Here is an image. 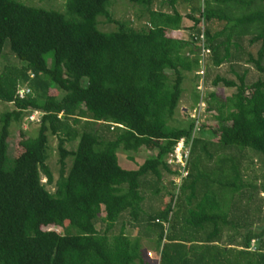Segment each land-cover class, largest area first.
I'll use <instances>...</instances> for the list:
<instances>
[{
  "label": "trees",
  "instance_id": "obj_1",
  "mask_svg": "<svg viewBox=\"0 0 264 264\" xmlns=\"http://www.w3.org/2000/svg\"><path fill=\"white\" fill-rule=\"evenodd\" d=\"M125 1L137 7L136 27L112 19L109 0H67L64 13L0 0V56L7 41L20 63L0 71V103L11 106L0 119V264H134L127 227L162 241L158 264H264V228L220 242L223 228L248 226L239 223L233 201L256 188L242 180L239 156H224L211 172L187 162V175L176 187V172L165 163L175 142L189 141V155L198 149L206 162L210 142L195 138L201 123L191 137L188 118L185 127L163 130L183 91V70L193 72L197 102L203 47V87L209 66L228 68L227 76L214 75L210 87L229 95L219 99L210 91L202 97L217 122L215 149L250 150L264 172V0H194L183 39L166 33L183 30L176 7L191 0ZM97 17L115 30L99 32ZM244 39L249 50L242 48ZM248 67L259 74L249 84ZM23 84L30 93L18 99ZM90 100L115 110L127 128L93 122L84 107ZM31 112H39L37 122H28L37 124V135L20 133L22 151L12 157L10 123ZM48 136L57 139L55 179L46 166ZM74 140L75 150H65L64 143ZM142 148L152 153L135 170L118 165V150ZM164 175L176 193L161 185ZM163 191L166 204L142 209L145 196L152 200L150 193ZM127 198L133 210L124 208Z\"/></svg>",
  "mask_w": 264,
  "mask_h": 264
},
{
  "label": "rangeland",
  "instance_id": "obj_2",
  "mask_svg": "<svg viewBox=\"0 0 264 264\" xmlns=\"http://www.w3.org/2000/svg\"><path fill=\"white\" fill-rule=\"evenodd\" d=\"M18 3H21L25 6L32 7V8H40L44 10H51L58 13H64L65 12V4L67 0H14ZM191 5H195V2ZM188 4H179L178 5V11L181 13L180 15L184 18L182 21V31L178 32H167L166 35L170 38L175 39H183L186 37L187 34V28L190 27L191 22L186 19L187 15L189 14ZM165 10V8H164ZM167 10V9H166ZM106 11L108 12L109 16L118 21H124L129 20L131 22V25L133 27H136L135 22V13L137 11V7L133 4L128 3L125 0H109V2L106 5ZM96 28L99 32L103 33H109L115 30V27L111 24H106L103 21L102 17L96 18ZM247 40H242V48L244 50H249L247 46ZM208 61V59H206ZM47 62L48 64L51 62V55L47 56ZM209 64V63H208ZM20 65L17 58L14 56V54L10 51L8 42L6 41L1 50V56H0V71L4 66H15L18 67ZM264 66V63H263ZM227 65L223 64L219 66L218 68H211L210 66L207 69V77L206 81L207 83L204 85V87H201L200 93L202 97L205 99L206 95L210 91H214L216 96L221 99L225 97L226 95H229V90H225L223 88L219 89H212L210 87V81L214 77V75H226L227 71ZM248 73L246 75V83L249 84L256 80V78L259 76L257 72H255V69L252 67H248ZM183 74L186 76L188 74V71L183 70ZM227 76V75H226ZM181 89L183 90V93H181L175 103V106L173 108V114L172 116L165 121V126L163 128L164 131H172L177 130L179 128L185 127L187 124V118L189 119V115H195L194 109H196V103H194V96L192 93H195L193 86L191 87L190 84H188L187 80H184L181 84ZM53 94L55 95L56 92L53 91ZM58 95V94H57ZM198 100V99H197ZM92 101L84 106L85 109L92 114V121L100 124H107L111 127H119L126 129L127 126L120 122L114 111L112 109H105V108H99L96 105L91 103ZM195 107V108H194ZM194 108V109H193ZM205 108H200L199 111V117L198 121L203 125L202 128H200V131L198 134L195 135V138L201 137L205 139L206 141L210 142V145L207 146V152L211 154V159L206 162V154L200 150H192L191 155H189L188 164H199L200 169H205L206 172H211L208 169L212 168L216 161L219 159L224 158V156L227 155H235L239 156L238 162L241 172L242 180L247 182L248 184L253 185L256 189L254 190H247L245 191L244 195L239 198L240 200L233 201L235 203V212L238 215L239 223L244 224L246 223L248 226L246 228L239 226L237 229H227L223 228L221 231V237L220 242L221 244H225L226 237H233L235 240H239L240 235H243L246 233L247 230H250L252 233H258L260 229L264 228V192L260 190L261 186H264V172L262 169V164L259 159V157L253 153L250 150H243L242 152H237L236 150H222L218 151L215 149V136L213 134V131L215 127L217 126V122L212 118V112H207L204 110ZM11 110L10 105L1 104L0 103V119L1 115L4 112H9ZM1 126V124H0ZM38 126L34 123H25L24 119L22 118L19 122H11L10 126L8 128V137L6 139V143L8 146V154L12 157H17L22 149L19 146L20 133H24L25 137L28 138H35L37 135ZM77 145V140H74L72 142L64 143L63 147L67 151H73L75 150ZM150 148H142L137 153L132 152H124L122 150H118L116 152L118 164L121 168L126 170H133L136 169L137 166L142 164V162L151 155ZM58 154H57V139L56 137L48 136L47 138V160H46V166L48 167L49 171L52 174L53 179L57 177V171H58ZM6 161L7 164L9 163V158L6 155ZM66 169L70 166L71 160L70 158H66ZM206 174V173H205ZM204 174V178L207 181L209 178V175ZM221 176L222 173L220 171L218 172ZM164 180L161 182V185L166 186V192H173L176 193V187H172L169 184L170 177H167L164 175ZM44 182V179H41V183ZM47 189L50 191L51 188L47 187ZM150 197H152V200H148V202L145 203L147 207L151 206L152 208H159L163 204H166L168 201V197L166 196L165 191L160 192L158 194H151ZM237 199V198H235ZM178 205V204H177ZM145 211H147L145 209ZM240 225V224H239ZM99 226L96 225V228ZM58 231V230H56ZM236 231V232H235ZM129 233V232H128ZM145 243V242H144ZM252 243V244H251ZM147 247L152 251L153 248V242L148 241L146 243ZM251 247L256 245V241L250 242ZM147 256V254H146ZM156 254H152V262L151 264H154Z\"/></svg>",
  "mask_w": 264,
  "mask_h": 264
},
{
  "label": "built area",
  "instance_id": "obj_3",
  "mask_svg": "<svg viewBox=\"0 0 264 264\" xmlns=\"http://www.w3.org/2000/svg\"><path fill=\"white\" fill-rule=\"evenodd\" d=\"M207 54H208V50L201 47L200 54H199L200 69L198 72H196V75H198L199 80L195 88L198 94V100L196 102V109H194L195 107L193 108L195 110L193 111V113L195 112V115H191V116L189 115V119L192 120L193 122V129H192L191 137L193 136L194 132L198 131V125H199L198 117H199L200 108H205V105L202 101V95L200 93V89L201 87H203L202 85L203 62ZM29 77L31 78L32 75L29 74ZM29 93H30L29 87L26 84H23L21 86H18L15 92V95L18 99H22ZM38 117H39V112H31V113L26 114L23 119H24V122L26 123L27 122H37ZM189 146H190L189 141L186 143L183 138L178 139L173 145L171 152L167 155L165 159L166 165L169 166L173 172H176V175H174L171 179L173 184L176 187L179 186L182 179H184L187 175ZM250 249H252L251 245H250Z\"/></svg>",
  "mask_w": 264,
  "mask_h": 264
},
{
  "label": "crops",
  "instance_id": "obj_4",
  "mask_svg": "<svg viewBox=\"0 0 264 264\" xmlns=\"http://www.w3.org/2000/svg\"><path fill=\"white\" fill-rule=\"evenodd\" d=\"M193 2H195V1L191 0L190 3H183V4H188L187 7H188V9H190L191 3H193ZM177 7H176V9L178 11ZM179 14H181V13H179ZM178 31H182V30H176V31H171V32H178ZM184 80H187L188 84H190L192 87L193 86V84H192L193 72L188 71V74L186 76L184 75ZM181 93H183V91ZM126 169L127 168H125V170ZM133 170H135V169H133ZM148 200H151V199L148 198V196H145V200H144V203L142 205L143 210H145V209L147 210L148 205L146 206L145 203L148 202ZM123 206L127 210H133V208H134L133 203L129 198L126 199L125 204ZM137 230L138 229H135V228H129V227L126 228V235L128 236V242H129V255H130V258L132 259L133 263L134 264H151V262H152L151 256H152V254L155 253L156 256H155V260L153 262H154V264H158L160 247H161L162 241H159L154 237H149L148 235H146V233L144 231H141V230L137 231ZM148 241L153 242V248L154 249H152V251L146 246L147 245L146 243ZM146 254H147V256H146Z\"/></svg>",
  "mask_w": 264,
  "mask_h": 264
}]
</instances>
